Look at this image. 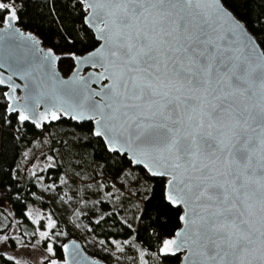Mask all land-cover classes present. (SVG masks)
Instances as JSON below:
<instances>
[{"label": "snow or ice", "instance_id": "obj_1", "mask_svg": "<svg viewBox=\"0 0 264 264\" xmlns=\"http://www.w3.org/2000/svg\"><path fill=\"white\" fill-rule=\"evenodd\" d=\"M25 2L0 0V25L13 28L21 19L16 4L23 10ZM75 4L89 44L47 50L48 65L66 62L68 80L59 81L43 112L31 87L24 104L3 93L12 103L0 112V147L12 135L8 129L51 134L53 122H74L65 134L70 139L59 143L65 160L75 162L72 179L85 181L74 190L77 202L102 203L87 199L107 186L100 175L120 182L119 189L111 184L116 191L132 185L139 192L143 208L124 223L131 236L137 225L147 233L152 251H138L135 264H264V13L245 23L234 13V0ZM82 66L103 72L82 77ZM85 155L96 163L92 175L83 172ZM17 199L0 179V203ZM47 227H55L50 217ZM40 235L48 239L49 232ZM47 251L55 255L51 245Z\"/></svg>", "mask_w": 264, "mask_h": 264}, {"label": "trees", "instance_id": "obj_2", "mask_svg": "<svg viewBox=\"0 0 264 264\" xmlns=\"http://www.w3.org/2000/svg\"><path fill=\"white\" fill-rule=\"evenodd\" d=\"M16 7L21 17L18 25L34 33L45 46L52 48L54 52L60 53L69 48L83 50L89 44L80 22L82 13L77 10L78 5L75 4V0L72 3L69 0H27L23 5V10H20L19 3L16 4ZM234 13L237 14L238 19L245 23L248 20H255L258 15L264 13V0H249L246 5L242 4L241 0H234ZM65 64V61L58 62V69L62 74H67ZM2 92L3 89L0 88V112L6 106ZM70 123L73 122L68 120L55 122V126L50 127L51 134L49 132L41 134V131L32 127L25 129L26 134L8 129L12 135H8L5 138L6 145L0 147V179L19 194L17 200H4L8 204L13 218L20 220L26 218L25 210L28 202L34 203L40 208L49 207L48 201L29 198L28 193L35 190V186L16 167L23 151L31 144L30 140L39 138L44 141V152L55 157L54 165L45 169L44 180L46 182H57L64 172L72 177L75 162L69 163L65 160L62 155L63 146L59 143V141L70 139L69 135H65L72 131ZM13 135L17 138L13 139ZM54 148L60 151L56 152L53 150ZM84 159L86 163L83 165V172L92 175V169L96 168V163H92V157L89 155H85ZM76 170L80 171L81 169ZM99 179L102 182L107 180L110 185L115 182L117 189L120 187V182L113 181L111 174L100 175ZM81 182L85 184V181ZM86 183H96V180L89 179ZM119 192L126 196V206L120 203L115 210L110 208L107 199L101 200L102 203L97 206L102 213L97 219L100 222L96 223L97 220L94 221L90 216L81 235L75 236L70 233L65 239L72 237L78 239L88 253L103 260L106 264H108L110 255L113 257L111 264H135L138 251L144 249L148 254L151 253L152 249L149 247L151 241L148 234L142 232L138 225L137 235L131 236L124 223L125 220L121 219L120 214L130 207L134 218L138 214L137 206L143 208V204L139 201V192L134 186L128 185L126 188L120 189ZM101 217L103 218L101 219ZM173 226L177 228L178 222L174 221ZM101 241L105 243H101ZM112 241L118 242L124 248V253H121ZM133 245L135 247H132ZM59 246L60 244H54L55 258H61ZM148 254L144 256V259H148ZM177 262L174 259H165L163 264H177ZM0 264H16V261L9 260L7 256L0 254ZM149 264H152L151 260H149Z\"/></svg>", "mask_w": 264, "mask_h": 264}, {"label": "rangeland", "instance_id": "obj_3", "mask_svg": "<svg viewBox=\"0 0 264 264\" xmlns=\"http://www.w3.org/2000/svg\"><path fill=\"white\" fill-rule=\"evenodd\" d=\"M30 141L31 144L23 151L16 167L35 186V190L28 193L29 198L48 201L49 207L40 208L28 202L25 210L26 218L20 220L13 218L5 201L0 203V237H7L6 240L0 239V254L16 257L20 260V264L26 262L45 264L46 261L54 258V255L47 251L49 245L53 248L54 244H61L70 233L75 236L81 235L90 216L95 221L102 213L97 207L98 204L85 205L77 202L80 197L76 196L74 190L77 184L83 186L84 183L73 180L66 172L61 174L57 182H46L45 169L50 165L53 166L54 160L48 159L50 156L44 152V141L39 138ZM106 188V190L102 188L96 194H89L87 199L93 202L107 199L110 208L115 210L120 203L126 206V196L112 189L110 184H107ZM109 191L111 195L108 194ZM49 217L55 222V227L52 229L47 227ZM120 217L129 222L134 219L130 207H127V211L122 212ZM41 232H49L48 239H42Z\"/></svg>", "mask_w": 264, "mask_h": 264}, {"label": "water", "instance_id": "obj_4", "mask_svg": "<svg viewBox=\"0 0 264 264\" xmlns=\"http://www.w3.org/2000/svg\"><path fill=\"white\" fill-rule=\"evenodd\" d=\"M245 39H252L255 42L252 37L238 38L241 42ZM48 49L52 48L45 46L34 33L20 27L18 22H14L13 28H9L6 24L0 25V79L5 81L0 85L3 89L2 96L3 93H9L19 104H24L26 91L31 87L36 90L38 97L42 100L37 111L45 110L44 101L54 95L59 81L68 80V73L62 74L58 69L59 61L53 67L44 60ZM53 72L55 76L52 75ZM101 72L103 69L100 67L82 66L81 76L88 77L90 74ZM11 87H15V93H12ZM89 87L100 90L102 85L92 83ZM3 99L5 101L4 96ZM5 103L11 105L12 101ZM178 227H180L179 222ZM65 246L68 248L67 252L64 251ZM59 249L61 258H51L45 264H50L53 260L57 264H69V262L71 264H77V262L78 264H106L103 260L88 253L80 241L73 237L65 239Z\"/></svg>", "mask_w": 264, "mask_h": 264}]
</instances>
